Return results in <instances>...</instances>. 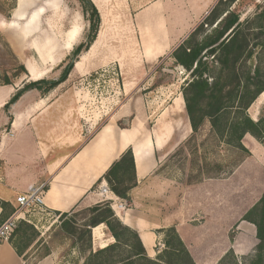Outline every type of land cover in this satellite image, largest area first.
I'll return each instance as SVG.
<instances>
[{
  "label": "rangeland",
  "instance_id": "1",
  "mask_svg": "<svg viewBox=\"0 0 264 264\" xmlns=\"http://www.w3.org/2000/svg\"><path fill=\"white\" fill-rule=\"evenodd\" d=\"M91 1L99 12L100 25L90 48L75 59L67 79L57 87L46 94L30 90L20 97L15 103L16 111L22 113L17 128L0 125V187L5 192L13 191L10 202L15 205L21 187L40 185L43 182L19 178L21 171H34L40 167L38 163L31 162L35 147H49L58 135H63L65 144L75 143L77 146V140L83 141L93 136L111 116L123 115L118 122L121 127H129L135 122L146 134H152L154 130L165 131L167 126L173 125L176 134L172 144L176 146L157 172L159 182L152 185L155 190L163 193L174 187L175 194L179 190L177 187L181 188L190 180L228 176L246 157V153L213 144L209 123L203 126L193 140H189L191 132H185L188 117L181 93L189 75L169 57L173 49L204 21L219 0ZM257 6L264 8V0H240L229 9L237 11L240 21H244L258 12ZM141 15L145 17L144 23L152 21L150 29L155 28L152 29L153 33L159 34V28L160 36L165 37L163 53L150 59L145 54L143 28L146 24L143 23L142 27L138 25ZM147 16L151 18L147 19ZM87 28L88 23L79 2L62 0L61 6L49 12L45 18L42 31L28 40L42 53L36 56L33 53L27 57L26 66L32 63L38 70H43L40 79H57L68 63L67 57H70L73 48L83 41ZM204 29L209 32L211 28L204 25ZM72 32L74 45L70 50H64L71 36L68 34ZM253 53L258 61L264 56V48L253 47ZM20 65L23 64L0 36V84L4 76L11 78ZM11 82L17 91L31 80L26 71V74L21 72ZM179 98H182L180 110L175 106ZM263 106L264 92L248 109V115L253 121ZM245 143L252 150L254 145L257 146L250 139ZM261 155L255 153L244 164L235 180H241L245 186L255 184L257 189L262 188L264 163H258ZM261 192H264V188ZM261 195L248 194L249 209L258 202ZM244 196L241 192V197ZM84 209L83 205L76 208L69 218L84 223L88 215ZM46 212H33L28 217L33 223L38 224V221L42 225L38 227V232L45 243L37 251H28L26 260L29 263L35 262L43 247H48L51 254H54L55 264H84L88 255V251H82L84 243L74 245L58 235L56 229L59 215ZM235 232L234 229L230 231V238ZM256 240L250 253L235 256L236 264H250L255 255ZM223 264L234 263L227 259Z\"/></svg>",
  "mask_w": 264,
  "mask_h": 264
},
{
  "label": "crops",
  "instance_id": "2",
  "mask_svg": "<svg viewBox=\"0 0 264 264\" xmlns=\"http://www.w3.org/2000/svg\"><path fill=\"white\" fill-rule=\"evenodd\" d=\"M61 3L62 0H0V36L8 43L26 71L27 57L33 53H42L32 43H28V40L42 31L49 12L57 10ZM15 87L13 84L0 85V125L7 124L12 129L17 128L22 113L16 111L15 104L8 113L4 106L16 92ZM175 106L178 110L182 108V98L175 101ZM259 114L258 112L255 121ZM122 118L123 115L111 116L93 136L87 140H77V146L75 143L65 144L63 135H58L49 147H35L31 162L38 163L40 167L34 171H21L19 178L46 183L43 203L48 213H69L82 205L88 208L106 202L98 194V188L107 183L104 180L100 184L96 183L109 166L131 148L136 186L130 191L129 201L119 199L110 191L112 198L126 204L123 209L112 211L124 226L137 234L149 259L156 260L164 250V231L171 227L175 228L194 264H219L230 250L236 257L250 253L254 247L256 231L253 224L242 218L249 210L248 194L263 195L264 192L261 191L264 182L262 188L257 189L255 184L245 186L244 182L235 180V177L255 153L262 154L258 163H264L262 143L246 134L242 145L249 154L228 176L203 177L187 182L181 188L177 187L179 190L175 194L174 187L162 193L152 185L159 182L157 172L176 146L172 144L176 134L173 125L167 126L165 131L154 130L152 134H146L135 122L129 127L120 128L118 122ZM185 132H191L188 121ZM248 139L257 144L253 146V150L247 148L245 142ZM26 174L28 175L25 176ZM29 187H21L17 194L25 192ZM12 192H5L0 187V201L14 205L10 202ZM241 192L244 197H241ZM37 223V227H42L38 221ZM233 229L236 232L230 238V231ZM91 236L93 251L115 242L102 224L92 228ZM158 243L163 248L159 249ZM51 253L41 260L29 263L19 257L10 243L6 242L0 245V264H55L56 259Z\"/></svg>",
  "mask_w": 264,
  "mask_h": 264
},
{
  "label": "trees",
  "instance_id": "3",
  "mask_svg": "<svg viewBox=\"0 0 264 264\" xmlns=\"http://www.w3.org/2000/svg\"><path fill=\"white\" fill-rule=\"evenodd\" d=\"M77 1L88 23L83 41L73 48L70 57H67L68 63L57 79L24 83L5 104L6 112L26 92L37 90L46 94L64 82L75 59L86 52L95 41L100 25L99 12L91 0ZM239 1H217L204 21L173 49L169 57L189 75V80L181 91L191 128L189 140H193L203 126L209 123L213 144L244 152L248 156L249 152L242 145L246 134L264 144V106L256 121L248 115L250 106L264 92V56L257 61L253 53V47L264 48V8L257 6L258 12L252 18L240 21L237 11L229 9ZM221 6L224 7L220 9ZM204 25L211 28L209 32H206ZM21 72L26 74L23 65H20L11 78L4 76L0 85H12L11 80ZM102 180L116 197L130 200V191L136 186L131 148L109 166L96 184H100ZM192 181L194 180L188 183ZM0 205L6 215L13 210L7 202L2 201ZM74 210L58 214L59 224L56 230L58 235L74 245L84 243L85 248L82 251H88L84 264H194L174 227L164 231V250L156 260H151L146 256L137 234L114 216L109 202L85 208L88 215L84 223L69 218ZM242 220L253 224L256 231L257 244L250 264H264V193ZM101 224L115 242L92 251L91 229ZM8 242L24 260L28 251H37L45 243L38 230L25 221L17 224ZM50 253L48 247H43L37 260ZM227 259L236 264L231 250L219 264Z\"/></svg>",
  "mask_w": 264,
  "mask_h": 264
},
{
  "label": "built area",
  "instance_id": "4",
  "mask_svg": "<svg viewBox=\"0 0 264 264\" xmlns=\"http://www.w3.org/2000/svg\"><path fill=\"white\" fill-rule=\"evenodd\" d=\"M44 192L45 186L44 184H40L31 186L25 192L18 194L15 199V205H12L13 210L8 215H6L0 205V245L9 241L20 221L32 224L38 229L37 224L33 223L28 217L33 212L45 213L46 209L43 203ZM98 194L104 198L106 202H109L110 208L113 211L121 210L126 206L124 202L118 201L116 198L110 196V190L106 184L99 186ZM26 215L27 218L25 217ZM157 247L161 249L163 245L158 243Z\"/></svg>",
  "mask_w": 264,
  "mask_h": 264
},
{
  "label": "bare ground",
  "instance_id": "5",
  "mask_svg": "<svg viewBox=\"0 0 264 264\" xmlns=\"http://www.w3.org/2000/svg\"><path fill=\"white\" fill-rule=\"evenodd\" d=\"M150 15H152V14H150ZM144 18L145 17H143L142 15L140 16V18H138V25L140 27H142L144 24H146L143 28L145 30V32H144L145 54H146V57L148 59H150L156 55H159L160 53H163V50L166 47V42L163 41L165 39L164 36H160V29L157 28V31H159V34L153 33L154 30H152V29H155V28L152 27V29H150L152 21L150 22L147 20L148 22L144 23V21H146ZM149 18H151V16L150 17L147 16V19H149ZM151 20H153V19H151ZM73 33L74 32H72L71 34H68V36H70V35L71 36L68 37L64 50H70L71 47L74 45L73 44L74 43V35H72ZM35 56H36V54H35ZM41 58L44 59L43 56H41ZM26 69H27V73L29 74V79L31 81L39 80L40 77L44 74L43 70H38L35 66H33L31 64H28L26 66Z\"/></svg>",
  "mask_w": 264,
  "mask_h": 264
}]
</instances>
